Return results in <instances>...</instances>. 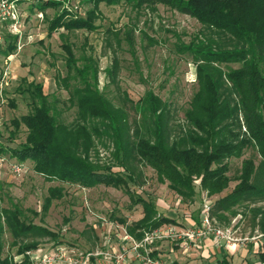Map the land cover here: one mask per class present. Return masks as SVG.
Masks as SVG:
<instances>
[{"label":"trees","instance_id":"obj_1","mask_svg":"<svg viewBox=\"0 0 264 264\" xmlns=\"http://www.w3.org/2000/svg\"><path fill=\"white\" fill-rule=\"evenodd\" d=\"M17 1L20 5L24 0ZM79 2L89 5L84 13L78 11ZM79 2L77 6L71 0L35 4L40 8L37 14L49 7L55 10L52 17L46 16L48 37L59 30L96 31L102 3H124L138 13L154 12L162 5L194 18L200 29L178 49L194 64L196 88L179 117L178 106L152 89L137 98L121 90L116 56L105 69L106 83L99 87L97 60L86 54L77 57L67 35L61 34L66 73H57L56 80L67 98L61 101L46 94L36 80L20 82L15 91L25 98L28 111L0 130L3 163L19 164L25 170L29 162L50 182L122 189L129 196V208L140 207V216L129 219V214L111 212L109 221L136 239L160 226L181 224L159 211L158 199L150 192L138 193L146 182V168L182 203L200 200L191 225H199L206 199L217 226L228 227L236 219L234 228L240 237L264 234V0ZM107 34L118 35L110 29ZM132 35V28L126 30L129 44ZM4 39L0 56L6 58L17 50V37L7 34ZM109 84L116 90L114 97L109 95ZM60 103L74 110L71 121L62 116ZM9 104L14 107V99ZM22 127L25 137L17 142ZM100 149L109 150L107 160L99 156ZM248 151L252 152L246 156ZM234 160H240V166L231 173ZM62 196V188H49L38 212L11 199L4 205L0 194V264H31L27 252L41 249L45 242L51 243L49 249L73 245L60 230L43 223L52 201ZM93 246L74 247H98ZM258 264H264V248L258 252Z\"/></svg>","mask_w":264,"mask_h":264},{"label":"rangeland","instance_id":"obj_2","mask_svg":"<svg viewBox=\"0 0 264 264\" xmlns=\"http://www.w3.org/2000/svg\"><path fill=\"white\" fill-rule=\"evenodd\" d=\"M43 1L24 0L30 3L20 8V11L23 9L20 19L22 32L27 35L32 33L37 39L41 34H46V16L52 17L55 12L54 8L49 7L41 10L43 17L37 16L36 12H39L40 8L37 9L35 4ZM71 2L72 6H77L79 0H71ZM23 5L22 3L21 6ZM79 5L80 13H84L89 6L80 2ZM99 10L101 18L96 21L98 25L96 31L77 30L67 34L59 30L51 37L45 35L43 39H36L31 47L24 49L20 76H28L29 79L42 83L46 94H53L61 101L66 100L67 91L62 87L59 88L56 80L57 73L61 76L66 73L65 53L61 47L63 42L61 34H65L66 42L71 44L77 57L86 54L97 60L99 87L106 83L105 69L116 56L120 66L118 83L121 90L137 98L145 90L152 89L163 99L172 101L178 106V115L182 116V108L187 105L196 88V82L195 67L191 58L178 47L182 43L189 42L200 29V24L194 18L162 5H158L154 12L144 10L138 13L124 3L116 5L102 3ZM130 28L133 30L131 44L126 38V30ZM108 29L116 31L118 35H108ZM7 34L13 36L4 29L3 36ZM3 65V57L0 56V69ZM9 66L12 70L10 62ZM17 84L18 81L12 87L8 85L4 89L8 100L6 104L0 106V130L4 131V124L9 123L12 118L28 111L25 98L15 91ZM108 90L111 97L116 95L114 86L109 84ZM12 99H14V107L9 104V100ZM58 106L62 109L64 119L71 121L74 110L67 109L62 103ZM24 137L25 128L22 127L17 135V142L23 141ZM251 152L248 151L246 156ZM99 156L107 160L109 150L100 149ZM6 158L10 160L8 156ZM11 164V162L3 163L0 159V194L3 204L8 205L11 199L23 208L39 212L45 197L48 196L49 188L54 186L62 188L63 196L52 201L43 223L51 229L60 230L67 243L73 244L68 247H81L85 244L93 246V243V247L98 246L104 236L111 235V227L115 226L109 221L111 212L118 216L129 214V219L140 216V207L132 211L129 208V196L122 189L102 185L88 189L50 182L35 173L29 162H26L28 168H25L20 175H15L10 168ZM239 166L240 160L232 161L231 173ZM144 171L146 182L142 189H138V193L142 190L150 192L153 197L159 199L160 210L171 209L182 213L185 210L200 208V200L182 203L166 184L156 180L153 170L146 168ZM65 218H68V221H65ZM35 221L38 222V218H35ZM90 227L93 228L92 232ZM94 235L98 237L97 241ZM113 238L117 241L119 239L116 235ZM261 241L264 242V239ZM8 242L9 239L6 238V244ZM50 246L51 243L45 242L41 246L42 252Z\"/></svg>","mask_w":264,"mask_h":264},{"label":"built area","instance_id":"obj_3","mask_svg":"<svg viewBox=\"0 0 264 264\" xmlns=\"http://www.w3.org/2000/svg\"><path fill=\"white\" fill-rule=\"evenodd\" d=\"M41 16V14H40ZM20 5L17 0H0V44H4L3 30L6 29L17 37V50L24 45V37L27 42H32V35H24L22 32V21ZM12 76L9 62L6 59L0 69V106L7 103L4 89L9 85ZM3 162V159L0 158ZM15 175H20L23 171L22 165L12 164L10 166ZM210 206L206 199L201 207L200 223L197 226H178L176 224H166L146 232L142 238L136 239L124 228L111 227V235L104 236L101 246L93 250H82L76 247L60 246L36 251H28L27 255L31 264H123L129 256L137 264H166L153 253L157 245L162 242L176 244L182 249L189 251L197 243L210 239L215 244L223 241L226 244L243 242L247 237L237 236L234 228V219L230 226L220 227L214 224L209 215ZM116 230V232H113ZM116 235L119 239L114 240Z\"/></svg>","mask_w":264,"mask_h":264},{"label":"crops","instance_id":"obj_4","mask_svg":"<svg viewBox=\"0 0 264 264\" xmlns=\"http://www.w3.org/2000/svg\"><path fill=\"white\" fill-rule=\"evenodd\" d=\"M22 3L24 4L23 6H21ZM22 3L20 4V8L24 7L27 3L30 2L23 1ZM22 10L23 9H21V11ZM37 16H40V14H37ZM41 17H43L42 14ZM29 34L33 37L32 42H27L26 38L24 37L23 47L19 51H15L9 57L3 58V62H5V60L7 59L12 67L13 73L9 84L11 85V87L17 81L18 86L22 80H34L29 79L28 76H20L21 58L23 57L24 49L31 47L32 44L35 43V41H37L38 39H43L46 34H41L38 39L35 38L32 33ZM24 35L26 36L27 34L25 33ZM157 207L160 210L159 199L157 201ZM168 210L169 211L160 210V212L176 218L177 221L181 223L176 225L186 227L191 225L193 215L198 209L195 208L191 209L190 211L185 210L182 213L173 211L171 209ZM262 239H264V234L247 237L246 241H239L231 244H226L223 241L215 244L210 239H207L197 243L189 251L182 249L176 244L162 242L157 245L158 247L155 252L158 257L165 261L166 264H226V262L229 264H258V252L264 248V242L261 241ZM123 264L137 263L131 256H129Z\"/></svg>","mask_w":264,"mask_h":264}]
</instances>
